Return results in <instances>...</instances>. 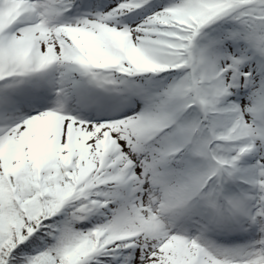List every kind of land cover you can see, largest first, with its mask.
I'll list each match as a JSON object with an SVG mask.
<instances>
[{
    "label": "snow or ice",
    "instance_id": "obj_1",
    "mask_svg": "<svg viewBox=\"0 0 264 264\" xmlns=\"http://www.w3.org/2000/svg\"><path fill=\"white\" fill-rule=\"evenodd\" d=\"M0 264H264V0H0Z\"/></svg>",
    "mask_w": 264,
    "mask_h": 264
}]
</instances>
